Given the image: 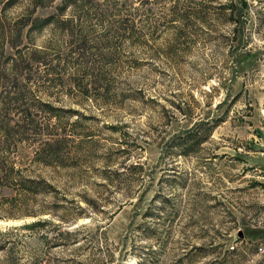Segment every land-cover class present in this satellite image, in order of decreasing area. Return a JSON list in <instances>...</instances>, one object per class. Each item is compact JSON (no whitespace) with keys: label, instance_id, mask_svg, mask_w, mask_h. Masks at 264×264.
Wrapping results in <instances>:
<instances>
[{"label":"rangeland","instance_id":"374dc122","mask_svg":"<svg viewBox=\"0 0 264 264\" xmlns=\"http://www.w3.org/2000/svg\"><path fill=\"white\" fill-rule=\"evenodd\" d=\"M35 1L0 0V124L54 187L0 179V264H264V0Z\"/></svg>","mask_w":264,"mask_h":264},{"label":"trees","instance_id":"16d2710c","mask_svg":"<svg viewBox=\"0 0 264 264\" xmlns=\"http://www.w3.org/2000/svg\"><path fill=\"white\" fill-rule=\"evenodd\" d=\"M17 1L18 0H10L9 3L14 4ZM31 1L33 5L35 4V6H37V2L35 0H31ZM64 3L65 4L62 7L63 11L66 8H68L70 3L72 2L71 1L69 2V0H64ZM32 22H36V21L34 20ZM54 22L55 19H53L52 16H49L47 18H43L42 20H40L38 24L36 23V26H38L40 29H43L44 27L50 26ZM29 23H30V19L25 18V21L23 22V27H27ZM26 54L27 53L25 52L24 55ZM25 78L26 79L29 78L28 74H26ZM48 106L50 107L51 111L53 112L57 111L52 106L50 105ZM26 121L27 122H23L22 124H19L16 127L11 126L10 124H2V123L0 124V137L5 138V143L0 144V146L4 145V147L7 148V149H0V179L3 183L7 184L9 188L11 187L15 188L16 191L15 198L11 199V203L13 204V206H18V207L20 206V208L22 209L25 208L27 211H30L29 206L31 203H34L35 196L40 193L48 192L54 186L44 176L27 171V165L22 167L17 166L14 157L8 154V148L10 150V147L14 142L13 139L15 135L22 134L25 136V134H27L28 132L31 131L35 132L36 128L33 122H28L29 120ZM200 141L201 140H198L195 143H200ZM49 151H47L45 157H43L46 163L50 162L49 158L52 155H55L52 154V149ZM45 221H46L45 219H35L34 221H31L29 223H24V226L35 227L37 225L44 223ZM66 232H72V231L67 230ZM3 234L4 232L0 230V235ZM1 248H3V244L2 241L0 240V249ZM36 261L37 260H34L33 263L36 264L35 263Z\"/></svg>","mask_w":264,"mask_h":264},{"label":"water","instance_id":"95a60500","mask_svg":"<svg viewBox=\"0 0 264 264\" xmlns=\"http://www.w3.org/2000/svg\"><path fill=\"white\" fill-rule=\"evenodd\" d=\"M239 235L242 236V235H243V231H240V232H239Z\"/></svg>","mask_w":264,"mask_h":264}]
</instances>
